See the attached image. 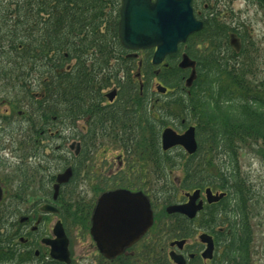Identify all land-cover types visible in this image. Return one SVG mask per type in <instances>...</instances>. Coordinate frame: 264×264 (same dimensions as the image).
<instances>
[{"label": "trees", "instance_id": "trees-1", "mask_svg": "<svg viewBox=\"0 0 264 264\" xmlns=\"http://www.w3.org/2000/svg\"><path fill=\"white\" fill-rule=\"evenodd\" d=\"M255 1L264 8V0ZM221 2L193 0L195 14L204 22L203 30L181 45L179 52L168 58V65L156 68L159 79L170 90L167 96L186 116V124L195 121L199 149L191 160L199 158L204 150L218 158L217 172L211 175L218 178L216 186L226 191L227 197L209 209L212 224H228L230 234L218 241H231L227 259L248 264L250 216L244 198L247 181L239 170V151L250 144L264 156V50L246 23L234 22L233 26L221 17L217 8ZM120 6L121 0H0V86L4 88L0 89L13 100L17 116V105L27 98L33 105L41 104L35 99L38 96L44 100L45 119L58 116L60 125L68 120L73 124L86 120L88 131L78 135L82 151L75 161L77 170L97 149L96 131H103L104 122L111 120L113 126L131 124L125 134L136 136L139 116L144 117L159 146L161 123L158 126L156 121L169 114L168 107L165 111L155 110L157 118L148 99H144L150 96L155 76L153 50L145 52L143 93L139 83L134 82L136 57L118 37ZM229 33L238 35L239 51L230 45ZM181 51L197 62V78L191 88L185 86L189 70L175 63ZM103 72H107L104 80ZM36 81L46 83L37 87L33 85ZM113 83L120 88V98L115 106L103 109V90ZM11 88L17 93L13 94L15 98L9 96ZM35 88L39 91L31 92ZM185 171L191 186L201 185L199 165L189 162ZM72 192L66 191L63 196ZM222 203L226 204L223 210ZM189 231L181 222L171 229L177 237ZM3 249L0 236V264L5 263Z\"/></svg>", "mask_w": 264, "mask_h": 264}, {"label": "rangeland", "instance_id": "rangeland-1", "mask_svg": "<svg viewBox=\"0 0 264 264\" xmlns=\"http://www.w3.org/2000/svg\"><path fill=\"white\" fill-rule=\"evenodd\" d=\"M226 1L227 0H222L221 4L218 3L219 6L217 7L220 9V14L223 15L224 20L231 24H234V22L246 23V25L249 26L248 28L250 29L254 40L259 43L261 49L264 50V8H262L255 0H228L227 3L229 4H227ZM145 57V52H138L137 58L135 59V62H133L135 63L133 73L137 71L139 61L143 60ZM262 61L264 62V59H262ZM179 62L180 60H176V65H178ZM142 73H144L143 69L141 70V74ZM261 76L264 79V74ZM0 88L4 89L2 86H0ZM112 89V86L106 88L107 92L112 91ZM149 90L151 101L155 104L156 110L163 111L166 107L169 108V114L166 118L160 117L159 121H156V123L158 122V126L161 123L159 128V139L161 131L164 127H172L177 128L178 131H184L188 126L195 125V121H192L190 124H186V116L182 114V110L176 103L173 102V99L170 96L159 94L156 91L155 85H151ZM13 91L14 89L11 88V95L9 96L15 98L13 94L17 93ZM33 91L38 92L36 88L33 89ZM2 96L4 97L6 94L0 91V125L5 122H11L2 120L4 114L6 113L4 109L6 102L1 99ZM61 116H63V114ZM155 116H157V114H155ZM139 117L141 119L137 121L138 132L136 136L134 134L131 136L123 134V130L120 127H117L116 124L111 126L112 123H110L111 125L109 123H104L103 131H96L99 136V139L96 142L98 143L96 144V150L98 152L91 157L90 161L87 163V167H85V164L81 165V168L76 171L75 179H73V183H75L73 191L74 193L76 192V198H67L62 194L59 202L57 203L63 211H65L66 208L71 212L70 216L67 218L68 222L65 225L69 230V237L71 238V258L74 260L75 264H115L111 261L106 262L104 259H96V254L98 255L96 250L98 249L90 236L88 228V223L91 221V218L87 215L78 216L75 211H78V203L81 205H91V201L94 203L98 199L103 191V179L106 176H111L112 178L114 175H123L122 173L120 174V172L116 174L117 169H119L116 157H121V162L123 161L122 164L124 168L125 165H127L126 163L129 162V165L126 166L128 170L124 176H131V172H129V170L133 169L134 172L137 173L136 175L141 179L142 187L148 191L151 190V194L156 196L154 199L156 212L154 228L155 225L157 226L159 224V222L170 223L171 220L166 218V207L173 203H177L179 199L182 200V196L185 192L192 191L197 186L199 188H206L211 185V188L213 187L216 190L220 189L216 186L218 178L211 175V172H217L215 164H217L218 158L211 153L208 154L207 151L204 150L199 158L197 156V159L191 160L188 153L180 148H175L166 153L159 151L160 154H158L157 151L160 148V143L159 146L155 144L154 133L151 130V125L148 124V121L144 117ZM71 122L72 121L70 120L63 122L62 125H60V128L63 130L60 129L58 133L54 129V131H52L54 136H50L53 137V139H46V141L50 140L51 143H56V145H60L65 149V152L60 151V156H58L59 162L56 163L60 174L63 173L66 167L73 164L71 160L75 158V154L72 149L73 147H76V143L79 142V140L72 137L69 132L75 133L74 135L71 133L73 136L82 135L86 132V124L83 119L79 120L75 124ZM12 126H14V124L10 123L9 129ZM73 128H76L77 130L72 131ZM3 132L5 134H1ZM11 136L12 132L8 133V129L3 130L0 127V155H4L6 157L7 163L6 168H2L3 165L0 164V180H2V185L6 187H12L11 185L18 181V177L13 176L12 170L8 168V166L18 163V160L21 157L20 151H13V149L18 150L20 147L17 145L18 141H14L13 144H11ZM13 136L16 138L17 134ZM1 148L7 149L3 150ZM158 155H160V158ZM204 156L206 157V163L203 167ZM68 159L69 161L67 162ZM25 160L32 162L31 159ZM189 162H193L194 165H199V172L201 174L199 177L201 182L199 183L201 185L191 186V183L187 181L188 177L185 169ZM103 164L107 167L106 169H103ZM239 165L241 176L243 177V180L247 181L246 185H244V198L249 210L248 217L250 216L249 225L251 231L248 241V264H264V156L258 151L257 147L250 146L249 144L244 146L239 151ZM57 184L58 179L56 184H54V187H56ZM154 189L155 191L153 193ZM40 191V188L37 186L30 189L29 192L31 195H29V198L27 197L29 203L28 201L20 203L19 200L11 201L6 199L3 205L9 207V204L11 203L12 209L14 211L16 210L15 212L18 216H21L25 214L24 211L29 209L35 202H43V199L37 200L39 199L38 197L43 196ZM49 199L52 198L49 197ZM76 201H78V203L74 204L73 202ZM70 203L74 204V207H77L75 211H73L74 207L72 206L66 207ZM225 206L226 204L222 203L220 209L223 210ZM1 207L2 206H0V208ZM49 218L51 225H54L57 218ZM60 218L62 217L60 216ZM199 218L196 226L194 227V235L191 238L192 244L196 243L198 239L196 234L200 233V230H203L202 227L205 231L216 234L218 236V241L220 238L230 234L227 232L228 224H212L213 218L209 211L203 213ZM83 225L85 226L83 227ZM78 226L83 227V229L78 230ZM156 233H159V231ZM218 243V261L215 264H235L234 261L227 259L226 255L228 248L231 245V241L228 240L226 244H221L220 242ZM135 252H139L140 255L144 254L141 247H138ZM157 252L158 249L154 250L155 254ZM32 262L33 261L31 259H28L29 264ZM131 264L157 263L155 259H152L150 261L141 260L138 263L131 262Z\"/></svg>", "mask_w": 264, "mask_h": 264}, {"label": "flooded vegetation", "instance_id": "flooded-vegetation-1", "mask_svg": "<svg viewBox=\"0 0 264 264\" xmlns=\"http://www.w3.org/2000/svg\"><path fill=\"white\" fill-rule=\"evenodd\" d=\"M120 13V9H119ZM120 20V16H119ZM118 20V23H119ZM144 65V59H143ZM152 65V64H151ZM124 66V65H122ZM125 67V66H124ZM139 67V63H138ZM137 67V68H138ZM143 67V66H142ZM153 77L152 82L155 83L159 78V70L153 66ZM70 69V67L68 68ZM123 71V69H122ZM134 71V70H133ZM132 71V73H133ZM190 72V70H189ZM135 73V72H134ZM133 73V75H134ZM107 72H103V80L107 77ZM144 73H142V79L144 82V87L146 84ZM134 82L138 81L133 77ZM46 83L45 81L41 82H33V85L39 86V84ZM113 90H116V95L114 100L110 101L108 94L110 91L103 90V109H106L108 106H115L118 103L120 98L119 92L120 88L116 83L112 84ZM40 88V87H39ZM42 92H44L43 88H40ZM38 90V89H37ZM0 91H3L0 89ZM33 90H31L32 92ZM39 91V90H38ZM36 94V93H34ZM145 97V96H144ZM151 96L145 97L144 99H148V105L151 107L153 115L157 114L155 112V104L151 101ZM1 99L5 100L6 105L4 106L5 114L3 117V121H11L10 123L14 124L10 129V123H3L0 127L3 130L8 129V133L12 132V136L10 137V142L13 144L14 141H18V150L13 149V151H20L21 157L18 160V163L15 165H9L8 168L12 170L13 176L18 177V181L11 185L12 187L3 186L2 180H0V189L3 191V202L1 204L0 210V236H3V244H4V264H29L28 259H31L33 262L31 264H75L74 260L71 258V238L69 237V230L66 227L67 218L70 216L69 209L65 208L63 211L59 206L58 202L62 196V194L66 193V191L71 192L73 191V186L75 183L72 180L71 182H67V184H63L61 186L60 195L58 198L55 196V187L56 181L59 176V168L57 166V162H59L60 151L65 152V149L60 145H56V143H51L50 140L46 141V139H53L54 136L52 131L54 129L59 133L60 131V124L58 122V116H52L48 120L45 119L46 117L43 116L44 108V100L42 97L36 96L35 99L40 100L41 104L36 103L33 105L32 103L28 102L27 99H24L19 105H17L18 116L15 114L14 109L16 105L12 103L13 100H10L7 96H2ZM34 100V99H33ZM159 118V114L156 116ZM104 120V117H103ZM86 124V132L88 131L86 120L83 119ZM77 123V122H76ZM104 123H111V120L104 122ZM103 123V125H104ZM111 125V124H110ZM113 126V125H111ZM117 127H120L123 130V134L129 133L130 129L132 128L131 124L126 125H119L116 124ZM177 129V128H175ZM63 130V129H61ZM73 130H77L73 128ZM79 131V130H78ZM84 132V134L86 133ZM132 132H134L132 130ZM73 133V132H71ZM70 132L69 134L72 135ZM1 134H5L4 132ZM16 138L13 135H16ZM161 141V139H160ZM80 150L78 152L81 154L82 151V144L80 142ZM180 148V147H177ZM6 150L7 148H1ZM101 149V148H100ZM160 151L166 153L162 149V145L160 142ZM175 149V148H174ZM183 149V148H180ZM173 150V149H171ZM169 150V151H171ZM167 151V152H169ZM98 151L94 150L88 154L87 159L84 161L85 167H87V163L90 161L91 157L96 154ZM78 155L80 156V154ZM74 154H77L74 152ZM125 155V154H124ZM78 157V156H77ZM75 157L72 161L73 164L68 167L73 168V179H75L76 175V165L77 162ZM127 157V156H126ZM118 160V168L117 172L122 173L123 175L116 176L114 175L112 178L111 176H106L103 179V191L102 193L115 191V190H125L133 195L143 196L142 198L147 200L150 210L153 215V223L148 228L145 234H143L134 244L131 246L126 247L121 254H118L114 257H107L100 253L96 240L92 236L91 233V223H92V215L97 204L98 199L93 203L91 201V205H81L78 201L73 202L78 203V211H75L77 207H74L72 203L68 204V206L74 207L73 211H75L78 216H90L91 221L88 223L89 233L94 241L98 250L96 254V259H104L106 262H112L115 264H131V262H140L141 260L150 261L152 259L156 260L157 264H179L176 260L178 258L179 261H183L184 264H215L218 260L217 254V246H218V239L217 235L208 231L202 227L203 230H200V233L197 235V241L195 244H192L191 238L194 235V227L197 224V220L199 217L202 216L203 213L209 211L211 207H215L219 203L208 204L205 198L204 193L201 194L200 198L196 200L198 204L200 201L204 202V208L193 218H189L187 215L179 214V213H168V208L170 206H177L183 205L189 201L186 197V193L190 192L187 191L182 196V200L179 199L177 203H173L166 207V213L168 219H170V223L162 222L154 228L155 219H156V212H155V202L154 199L156 196L151 194V190H147L142 187L141 179L136 175L137 173L134 172L133 169L129 170L131 172V176H124L126 171L128 170L126 166L129 165V162L126 163L125 168L121 162V157H116ZM25 159H31L32 162H29ZM69 159L67 160V162ZM131 161V160H130ZM0 164L3 165L2 168L7 167L6 157L4 155H0ZM93 162V161H92ZM59 164V163H58ZM134 167V165L132 164ZM66 167L64 171L68 168ZM84 167V168H85ZM105 165L103 164V169H106ZM104 171V170H103ZM149 183V182H148ZM113 185V186H112ZM34 186L40 188V192L43 196L38 197L37 200H42L43 202L34 203L29 209H27L25 214L18 216L16 214V210L12 209V204L10 203L9 207L3 205L5 200L11 201H20V203L26 202L29 200L31 193L29 192L30 189ZM155 189L153 190L154 193ZM192 192V191H191ZM190 192V193H191ZM216 192V191H214ZM51 197L52 199H49ZM76 198V192H72L70 196L67 198ZM99 198V197H98ZM27 203V204H28ZM31 203V202H30ZM52 205L55 206L58 211L50 210L49 212L43 211L44 205ZM123 206L122 211L123 213L118 216V218L114 219L116 214L114 213H107L103 219V229L105 235L110 240H117L123 239L125 236L134 233L136 229L141 228L148 218L144 213V209L146 207L144 200L137 201V202H126V204H122ZM3 208V209H2ZM147 208V207H146ZM85 209V210H84ZM3 214V215H2ZM2 215V216H1ZM60 216L62 218H60ZM64 216V218H63ZM49 217H56L57 221H61L63 227L66 231L67 237L69 238V251H70V263L59 262L51 255V245L50 243L56 239L54 235V225H51V221ZM200 219V218H199ZM167 221V220H166ZM179 222L184 223L185 226L189 227L190 231L186 234H183L180 237H177L171 233L172 227L176 226ZM201 224V223H200ZM202 225V224H201ZM85 225H83L84 227ZM83 227H77L78 230L83 229ZM159 231V233H156ZM205 231V232H204ZM161 232V233H160ZM169 234V235H168ZM207 234L209 237L212 238L213 243V251L211 257L204 258L203 253L208 249V244L204 243L201 240V235ZM177 242H183L181 245L175 244ZM175 244V245H174ZM138 247H141L142 251L144 252L143 255H140L139 252H135ZM158 249V252L155 254L154 250ZM169 250V252H168ZM174 254V256H172ZM136 258V259H134Z\"/></svg>", "mask_w": 264, "mask_h": 264}, {"label": "water", "instance_id": "water-1", "mask_svg": "<svg viewBox=\"0 0 264 264\" xmlns=\"http://www.w3.org/2000/svg\"><path fill=\"white\" fill-rule=\"evenodd\" d=\"M203 23L195 18L192 0H123L121 8V20L119 23V37L123 46L130 50L155 49L153 64L160 65L168 55L177 52L181 43H186L189 36L201 31ZM235 43V40H232ZM183 69L193 68L192 74L187 81L190 86L195 78V62L187 55L179 65ZM158 91L165 93L166 89L158 86ZM115 94L109 98L113 100ZM163 148L168 150L174 146H183L190 154L197 151L195 128H189L184 134L178 135L173 129H166L163 133ZM69 174V173H67ZM66 176V175H65ZM200 191H196L191 197V202L183 206H171L169 213L180 212L193 218L198 210L202 208V203L195 205V200L199 197ZM209 202L219 201L224 195H213L210 189L206 190ZM143 197V196H142ZM141 196L130 194L127 191H115L104 194L98 200L95 208L91 229L97 245L102 254L107 257H114L120 254L126 247L135 243L151 226L153 215L147 200ZM2 190L0 189V201ZM144 200L146 205L144 213L148 220L134 233L125 236L123 239L110 240L106 237L103 229V219L107 213H114L118 218L123 213L122 204L126 202H137ZM51 207L46 206L44 211ZM57 240L51 244L52 257L56 260L69 263L68 239L64 233L62 225L59 223L55 228ZM201 240L208 244V249L203 253V257H211L213 243L211 237L201 236ZM180 244V243H179ZM178 259V258H176ZM184 264L183 261H177Z\"/></svg>", "mask_w": 264, "mask_h": 264}]
</instances>
